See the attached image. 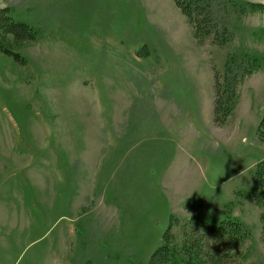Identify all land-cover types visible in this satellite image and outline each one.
<instances>
[{"label":"rangeland","instance_id":"obj_1","mask_svg":"<svg viewBox=\"0 0 264 264\" xmlns=\"http://www.w3.org/2000/svg\"><path fill=\"white\" fill-rule=\"evenodd\" d=\"M7 6L42 37L26 66L0 53V264H147L172 222L180 239L230 213L253 234L243 264H264V208L244 197L264 160V12L233 16L220 48L174 0ZM242 50L262 67L220 127L215 76Z\"/></svg>","mask_w":264,"mask_h":264},{"label":"trees","instance_id":"obj_2","mask_svg":"<svg viewBox=\"0 0 264 264\" xmlns=\"http://www.w3.org/2000/svg\"><path fill=\"white\" fill-rule=\"evenodd\" d=\"M177 8L193 28L199 46L207 40L220 48L227 47L234 39L230 29L233 16L244 17L264 12L263 4L243 0H174ZM264 36V28L261 30ZM42 37V29L17 21L14 10L0 7V53L14 63L27 65L23 51ZM262 67L261 58L247 51L229 55L223 76L216 73L214 83V121L222 127L233 115L239 104L238 87ZM258 136L264 142V114L258 126ZM261 209L264 208V160L255 167L252 187L248 195ZM190 205H188L189 207ZM262 240L264 241V213ZM176 224V223H175ZM172 222L164 235L163 244L151 255L147 264H243L251 257L248 244L254 241L249 226L228 214L220 225L190 221L182 225L180 239L173 233Z\"/></svg>","mask_w":264,"mask_h":264}]
</instances>
